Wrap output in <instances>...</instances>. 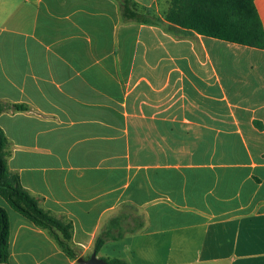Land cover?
Returning a JSON list of instances; mask_svg holds the SVG:
<instances>
[{
  "label": "crops",
  "instance_id": "obj_1",
  "mask_svg": "<svg viewBox=\"0 0 264 264\" xmlns=\"http://www.w3.org/2000/svg\"><path fill=\"white\" fill-rule=\"evenodd\" d=\"M0 0L8 165L90 259L264 264V49L169 24L171 0ZM264 26V0L255 1ZM4 264H79L15 211ZM119 235L121 237H119Z\"/></svg>",
  "mask_w": 264,
  "mask_h": 264
},
{
  "label": "trees",
  "instance_id": "obj_2",
  "mask_svg": "<svg viewBox=\"0 0 264 264\" xmlns=\"http://www.w3.org/2000/svg\"><path fill=\"white\" fill-rule=\"evenodd\" d=\"M126 19L151 23L150 15L136 10L132 0H118ZM256 0H171L165 13L166 21L182 29L230 43L264 49V26L257 10ZM9 109L22 110L23 106L0 102V115ZM9 141L0 127V196L25 218L48 231L60 248L72 259L79 257L72 245L73 223L58 217L41 206V200L26 190L18 174L8 165ZM10 218L8 211L0 206V264L10 259ZM103 231L97 238L95 252L98 253L109 238ZM119 237H121L119 235ZM109 264H126L120 259Z\"/></svg>",
  "mask_w": 264,
  "mask_h": 264
},
{
  "label": "water",
  "instance_id": "obj_3",
  "mask_svg": "<svg viewBox=\"0 0 264 264\" xmlns=\"http://www.w3.org/2000/svg\"><path fill=\"white\" fill-rule=\"evenodd\" d=\"M79 264H109L104 259H101L97 256V253H93L90 259L79 258L77 261Z\"/></svg>",
  "mask_w": 264,
  "mask_h": 264
}]
</instances>
